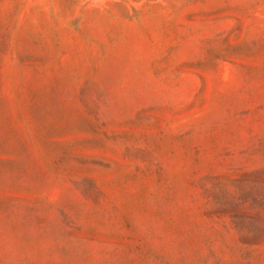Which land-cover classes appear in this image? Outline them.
Listing matches in <instances>:
<instances>
[{
	"label": "rangeland",
	"instance_id": "obj_1",
	"mask_svg": "<svg viewBox=\"0 0 264 264\" xmlns=\"http://www.w3.org/2000/svg\"><path fill=\"white\" fill-rule=\"evenodd\" d=\"M0 264H264V0H0Z\"/></svg>",
	"mask_w": 264,
	"mask_h": 264
}]
</instances>
